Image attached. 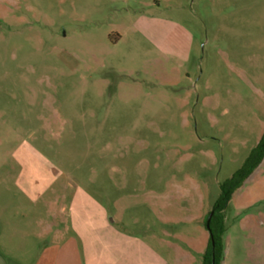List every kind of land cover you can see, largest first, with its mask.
<instances>
[{"label":"rangeland","instance_id":"rangeland-1","mask_svg":"<svg viewBox=\"0 0 264 264\" xmlns=\"http://www.w3.org/2000/svg\"><path fill=\"white\" fill-rule=\"evenodd\" d=\"M263 128L264 0H0V203L37 198L32 229L83 191L125 233L198 240ZM262 207L231 205L227 264H264Z\"/></svg>","mask_w":264,"mask_h":264},{"label":"crops","instance_id":"crops-1","mask_svg":"<svg viewBox=\"0 0 264 264\" xmlns=\"http://www.w3.org/2000/svg\"><path fill=\"white\" fill-rule=\"evenodd\" d=\"M262 162L232 194L225 210L226 233L222 264H227L232 243V235L228 231V210L231 205L244 211L242 220L248 223L255 219L251 213L263 206V179L257 180L250 187L247 195L252 198L249 201L243 202L247 195L240 198L244 186L255 180ZM30 197L31 199L26 192L14 195V210L6 209L3 201L7 199L0 203V264H176V256L183 260L186 258L188 263L185 264H199L208 243L209 235L203 225L208 212L197 221L200 232L198 240L186 239L175 233L158 234L154 231H150L147 238L142 239L125 233L117 223L120 220L112 219V209L115 210L116 205L110 206V203L100 201L83 191L73 194L69 200L70 205L55 199L54 211L45 212L46 219L39 212H34L31 217L36 225L32 229L31 226H26V205L23 202L28 198L35 205L39 200ZM52 216L56 217L55 222L49 220ZM176 240L184 246L183 249L176 245ZM30 255L34 259L29 263L27 258Z\"/></svg>","mask_w":264,"mask_h":264},{"label":"trees","instance_id":"trees-1","mask_svg":"<svg viewBox=\"0 0 264 264\" xmlns=\"http://www.w3.org/2000/svg\"><path fill=\"white\" fill-rule=\"evenodd\" d=\"M264 159V130L257 144L250 150L248 156L241 167L232 174L230 178L219 185V194L206 215L203 225L210 213L209 227L206 228L209 238L205 251L203 252L199 264H222L224 258V236L225 210L232 197V194L242 186L244 181L252 174Z\"/></svg>","mask_w":264,"mask_h":264},{"label":"water","instance_id":"water-1","mask_svg":"<svg viewBox=\"0 0 264 264\" xmlns=\"http://www.w3.org/2000/svg\"><path fill=\"white\" fill-rule=\"evenodd\" d=\"M211 215H212V213L209 214L208 219H207V221H206V225H205V227H206L207 229H208V227H209V220H210Z\"/></svg>","mask_w":264,"mask_h":264}]
</instances>
